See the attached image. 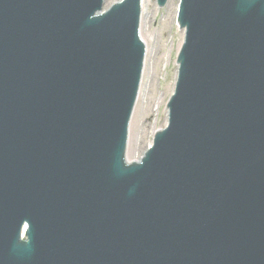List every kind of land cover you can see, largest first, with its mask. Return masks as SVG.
Instances as JSON below:
<instances>
[{"label":"water","instance_id":"1","mask_svg":"<svg viewBox=\"0 0 264 264\" xmlns=\"http://www.w3.org/2000/svg\"><path fill=\"white\" fill-rule=\"evenodd\" d=\"M101 1L0 0V264H264V0H183L171 125L133 163L140 0Z\"/></svg>","mask_w":264,"mask_h":264},{"label":"rangeland","instance_id":"2","mask_svg":"<svg viewBox=\"0 0 264 264\" xmlns=\"http://www.w3.org/2000/svg\"><path fill=\"white\" fill-rule=\"evenodd\" d=\"M180 0H169L165 7H159L156 0H147L146 12L150 15L145 19V26L148 27L150 41H148V60L142 81V94L137 103V117L142 113L144 101L145 114L141 123H138V141L133 149V131L130 137V155L140 157L148 144L152 141L154 131L162 127L166 102L175 87V72L177 71L176 56L183 40L178 26L168 25V14L173 4H179ZM147 86H149L147 88Z\"/></svg>","mask_w":264,"mask_h":264},{"label":"bare ground","instance_id":"3","mask_svg":"<svg viewBox=\"0 0 264 264\" xmlns=\"http://www.w3.org/2000/svg\"><path fill=\"white\" fill-rule=\"evenodd\" d=\"M107 1L110 3V2H112L114 0H107ZM143 3H144V7H145V0L143 1ZM177 13H178V5H172L171 8H170V12L168 14V20H169L168 25L170 27L173 26L176 23ZM149 16H150L149 14L144 13L143 21H142V24H141V34H142V37H143V39H144L146 44L148 43V40H150V37H151L149 32H148V30H147L148 27H149V24H147L148 26L147 27L145 26V28H144L145 18L148 20ZM181 32L183 34V30L182 29H181ZM148 87L149 86H147V88ZM141 93H142V91H140V98H141ZM146 103H147V101L145 100L144 101V105H143L142 113L137 117L135 123H134V120H135V116H136V113H137V108L134 111V116H133V120H132V124H131V131H133V126H134V131H133V142L134 143H133L132 153H134V151L136 150L134 147L136 146V143L138 141V132H137L138 123H141L142 117L145 114V105H146ZM165 114H166V111H165ZM130 144H131V141H129V145ZM129 149H130V146H129ZM132 156L136 157L135 154L132 155Z\"/></svg>","mask_w":264,"mask_h":264}]
</instances>
